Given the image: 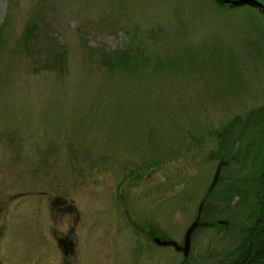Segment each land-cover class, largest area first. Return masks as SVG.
I'll return each instance as SVG.
<instances>
[{"label":"rangeland","instance_id":"374dc122","mask_svg":"<svg viewBox=\"0 0 264 264\" xmlns=\"http://www.w3.org/2000/svg\"><path fill=\"white\" fill-rule=\"evenodd\" d=\"M263 158L259 9L0 0V264H224Z\"/></svg>","mask_w":264,"mask_h":264},{"label":"trees","instance_id":"16d2710c","mask_svg":"<svg viewBox=\"0 0 264 264\" xmlns=\"http://www.w3.org/2000/svg\"><path fill=\"white\" fill-rule=\"evenodd\" d=\"M212 1L218 6H227L230 8L242 5L239 3H223L217 0ZM259 12L264 19V14L260 9ZM262 172L263 174L261 175V182H258V186L255 189V194H259L260 197V201L257 200L259 206H257V210L254 215L255 218L253 219V225H255V228L250 231L249 237L247 239L248 242H246L244 245V248L246 247V259L248 257L249 260H246L245 257L240 254L239 256H243V259L236 261L235 264H264V166L262 168Z\"/></svg>","mask_w":264,"mask_h":264},{"label":"water","instance_id":"95a60500","mask_svg":"<svg viewBox=\"0 0 264 264\" xmlns=\"http://www.w3.org/2000/svg\"><path fill=\"white\" fill-rule=\"evenodd\" d=\"M217 1H220L223 3L246 4L249 6H253L257 9H260L262 11V13L264 14V0H217ZM220 166H221V162L216 165L215 170H214L213 175H212V178H211V180H210V182L206 188L205 194L208 193L211 190V188L213 187V185L216 183ZM202 200H203V198H202ZM202 200L199 202V204L197 206L196 218L188 225V227L184 231L181 245H179V244H177L174 241L169 240V239L168 240H165V239L160 240V239L155 238V237L152 238L153 242L158 244V245H170L176 251H180L182 253V256L185 257L187 255V252H188L189 242H190V237H191L192 232L197 227V225H205V223L200 224L198 222V213H199L200 208H201Z\"/></svg>","mask_w":264,"mask_h":264},{"label":"flooded vegetation","instance_id":"af4514ba","mask_svg":"<svg viewBox=\"0 0 264 264\" xmlns=\"http://www.w3.org/2000/svg\"><path fill=\"white\" fill-rule=\"evenodd\" d=\"M208 195V194H207ZM205 193L203 194V198L205 197V196H207ZM206 198V197H205ZM202 200V199H201ZM200 200V201H201ZM199 201V202H200ZM200 215H201V211H199V213H198V222L200 223V224H202V223H205V225H197V227L194 229V231L198 228V227H211L212 226V224H211V222L210 221H208V220H204V219H202L201 217H200ZM196 216H197V211H196V213H195V216H194V219L196 218ZM255 217H252V219H254ZM253 222H254V220H253ZM255 228V225H249V226H247V227H245V231H243L242 230V235H240V238L238 239V243H236V248H233V249H231V254H229V256H226L225 257V261H224V264H235L236 263V261H238V260H241V259H243V256L245 257V259H246V254H245V248H244V245H245V243L246 242H248L247 241V239H248V237H249V233H250V231L251 230H253ZM0 232H1V229H0ZM1 236V235H0ZM183 237V236H182ZM181 242H182V240H181ZM235 247V246H234ZM177 252H180V251H177ZM181 253V252H180ZM240 254H242L243 256H239ZM245 254V255H244ZM183 259H186V258H183ZM246 260H249V258L247 257V259ZM212 264H223V262L221 263V261L218 263V258L216 257L215 258V262H212Z\"/></svg>","mask_w":264,"mask_h":264},{"label":"bare ground","instance_id":"6f19581e","mask_svg":"<svg viewBox=\"0 0 264 264\" xmlns=\"http://www.w3.org/2000/svg\"><path fill=\"white\" fill-rule=\"evenodd\" d=\"M212 189V188H211Z\"/></svg>","mask_w":264,"mask_h":264}]
</instances>
